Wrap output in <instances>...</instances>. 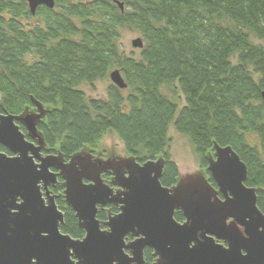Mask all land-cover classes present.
Listing matches in <instances>:
<instances>
[{"label": "trees", "instance_id": "1", "mask_svg": "<svg viewBox=\"0 0 264 264\" xmlns=\"http://www.w3.org/2000/svg\"><path fill=\"white\" fill-rule=\"evenodd\" d=\"M124 31L142 40L135 58L122 51ZM254 41L264 42V0H54L34 15L24 1L0 0V112L17 116L40 103L47 112L37 130L65 159L111 131L138 162L163 158V187L179 176L170 127L201 169L213 142L229 146L264 215V47ZM114 70L124 90L110 84L104 99L80 90ZM55 203L60 231L81 238L74 212L62 198ZM174 219L183 220L179 212ZM144 260L152 261L148 249Z\"/></svg>", "mask_w": 264, "mask_h": 264}, {"label": "water", "instance_id": "2", "mask_svg": "<svg viewBox=\"0 0 264 264\" xmlns=\"http://www.w3.org/2000/svg\"><path fill=\"white\" fill-rule=\"evenodd\" d=\"M19 1L32 15L38 7L54 8V0ZM131 47L140 50L142 40H132ZM108 78L126 88L119 71ZM261 97L264 103V92ZM32 104L35 111L26 108L17 116L0 112V147L11 154L0 151V264H144L146 248L152 264H264V215L255 189L245 185L246 166L231 147L213 142L205 155L215 187L202 172L163 187L162 157L141 164L134 157L103 161L88 148L67 162L59 152L42 157L46 145L37 125L47 111ZM104 174L111 175V185ZM57 179L81 239L60 231L63 213L48 192ZM106 206L118 212L108 215L102 229L97 212ZM176 212L182 222L174 219Z\"/></svg>", "mask_w": 264, "mask_h": 264}, {"label": "rangeland", "instance_id": "3", "mask_svg": "<svg viewBox=\"0 0 264 264\" xmlns=\"http://www.w3.org/2000/svg\"><path fill=\"white\" fill-rule=\"evenodd\" d=\"M140 38V36L131 31H124L121 36V46L122 51L127 56L137 57L138 50L131 47V41ZM256 44L262 45L264 47V42L254 41ZM111 82L109 78L107 80L97 82L94 84L93 88L88 85H82L80 90H82L87 97L93 99H104L106 96L107 88ZM164 92L168 93L167 89H163ZM183 102V100H182ZM183 104V103H182ZM182 106V105H181ZM169 150L168 153L175 163L178 169L179 175L191 174L197 171L205 172V169L200 168V162L198 157L193 153L191 146L189 145L187 139L177 133L173 127L169 128L168 131ZM95 148L104 150L105 152H113L115 155L122 156L125 154V149L123 144L117 137V135L111 131H108L98 142Z\"/></svg>", "mask_w": 264, "mask_h": 264}, {"label": "flooded vegetation", "instance_id": "4", "mask_svg": "<svg viewBox=\"0 0 264 264\" xmlns=\"http://www.w3.org/2000/svg\"><path fill=\"white\" fill-rule=\"evenodd\" d=\"M21 128L22 127H20V130H21ZM23 132V131H22ZM24 134H26V132H25V130H24V132H23ZM26 139L29 141V142H31V143H36L35 142V140H33V139H30L29 137H27L26 136ZM0 149H3L4 151H2V150H0L1 152H3V153H5V154H7L8 156H11V154H9V152L6 150V149H4V148H2V147H0ZM91 151V154L93 155V157L94 158H97V159H100V160H103V161H105V160H107L108 158L109 159H112V158H115V157H120V158H129V157H133V156H130V155H128L126 152H125V154H123L122 156L120 155V156H118V155H115L112 151L111 152H109V153H107V152H105L104 150H100L99 148H94V149H92V150H90ZM40 154H41V156L42 157H45V156H48V155H55L56 153H52V152H49L48 151V148H44L43 150H41V152H40ZM65 159V158H64ZM136 160V159H135ZM68 161V159H65V162H67ZM136 162H138L137 160H136ZM146 162V161H145ZM138 163H144V162H138ZM164 168V167H163ZM51 171L52 172H55V170H53V169H51ZM206 177L208 178V181H210V184L213 186V187H215V185H214V183H213V181L209 178V175H208V173H206ZM102 179H103V181L105 182V183H107V184H110L111 185V175H109V174H104V175H102ZM61 179H57V183H56V185H54V186H51V187H48V192H49V194L51 195V196H53V197H55V202H56V200L57 199H60V198H62V193H63V188L61 187ZM62 189L61 191H59V189ZM40 189H41V192H44L43 191V187H40ZM221 199H222V197L221 196H219ZM62 200H63V198H62ZM64 201V200H63ZM66 205V204H65ZM112 207L113 206H106V207H104V208H102V209H100V208H98V212L99 211H103L104 213H105V215H106V219L103 221V222H101L100 220V224H101V228L102 229H104V227H103V223L107 220V217H108V215H113V214H116L117 212H118V209L116 208V207H114V208H116V212H113L112 211ZM59 211H61V210H59ZM62 212V211H61ZM98 212H97V214H98ZM63 213V212H62ZM63 219H64V214H63ZM183 221V220H182ZM181 221V222H182ZM83 237V236H82ZM81 237V238H82ZM81 238H79V239H81ZM130 240H132L131 238H127V241H130ZM147 249V248H146ZM146 249H144V251H143V261H144V264H147L146 262H145V260H144V252H145V250ZM148 250H150V249H148ZM150 254H151V256H152V251L150 250ZM154 262V257L152 256V261L149 263V264H152Z\"/></svg>", "mask_w": 264, "mask_h": 264}, {"label": "bare ground", "instance_id": "5", "mask_svg": "<svg viewBox=\"0 0 264 264\" xmlns=\"http://www.w3.org/2000/svg\"><path fill=\"white\" fill-rule=\"evenodd\" d=\"M137 50V49H136ZM110 81V80H109ZM112 84V83H111ZM113 85V84H112ZM124 90V89H123ZM262 98V97H261Z\"/></svg>", "mask_w": 264, "mask_h": 264}]
</instances>
